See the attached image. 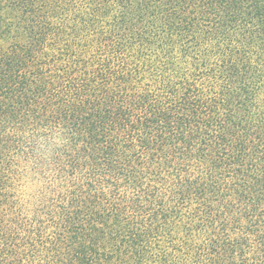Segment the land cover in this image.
<instances>
[{
  "label": "trees",
  "instance_id": "obj_1",
  "mask_svg": "<svg viewBox=\"0 0 264 264\" xmlns=\"http://www.w3.org/2000/svg\"><path fill=\"white\" fill-rule=\"evenodd\" d=\"M0 264H264V0H0Z\"/></svg>",
  "mask_w": 264,
  "mask_h": 264
}]
</instances>
